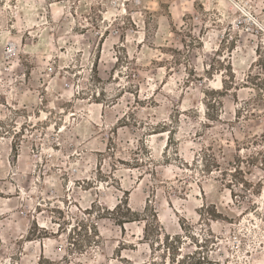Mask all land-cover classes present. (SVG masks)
<instances>
[{
	"label": "rangeland",
	"instance_id": "obj_1",
	"mask_svg": "<svg viewBox=\"0 0 264 264\" xmlns=\"http://www.w3.org/2000/svg\"><path fill=\"white\" fill-rule=\"evenodd\" d=\"M193 256L264 264V0H0V264Z\"/></svg>",
	"mask_w": 264,
	"mask_h": 264
},
{
	"label": "trees",
	"instance_id": "obj_2",
	"mask_svg": "<svg viewBox=\"0 0 264 264\" xmlns=\"http://www.w3.org/2000/svg\"><path fill=\"white\" fill-rule=\"evenodd\" d=\"M203 105H204V108L205 109H208V105L206 103H204ZM206 118L209 119L208 116ZM117 207L118 206H116V208ZM153 218H155V216H153ZM155 221H156V218H155ZM118 223H119V225H121V222L120 221ZM148 226L149 225L147 223L145 225L144 232H147V230L149 228ZM176 257L177 256H175V259H176ZM188 260H190V262H187L186 259H185V257H182L181 260H178L177 262L178 263H181V264H185V263H187V264H221L219 262V260H217L215 258H212V259L209 260V259H207L205 257H202V256L201 257L200 256H198V257L193 256V257L189 258Z\"/></svg>",
	"mask_w": 264,
	"mask_h": 264
},
{
	"label": "built area",
	"instance_id": "obj_3",
	"mask_svg": "<svg viewBox=\"0 0 264 264\" xmlns=\"http://www.w3.org/2000/svg\"><path fill=\"white\" fill-rule=\"evenodd\" d=\"M227 1H229V2H240V1H242V0H227Z\"/></svg>",
	"mask_w": 264,
	"mask_h": 264
}]
</instances>
